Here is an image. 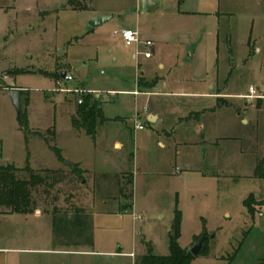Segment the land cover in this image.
<instances>
[{
  "label": "rangeland",
  "instance_id": "rangeland-1",
  "mask_svg": "<svg viewBox=\"0 0 264 264\" xmlns=\"http://www.w3.org/2000/svg\"><path fill=\"white\" fill-rule=\"evenodd\" d=\"M81 2L88 8L63 4L46 16L37 9L27 13L24 3L0 10V167L69 172V162L82 163L91 175L135 177L134 185L124 184L121 199L133 208L108 215L118 211L117 195L91 186L81 192L91 245L56 239L48 208L41 217L9 225L13 238L31 241L6 246L34 251L18 255L22 264H130L131 259L81 253L121 246L136 262L149 253L169 256L180 220L181 248L191 251L197 238L207 237L208 256L192 264H229L247 223H253L245 200L251 194L264 199V179L256 176L264 161V109L256 111L259 102L264 107V0H156L159 7L146 16L139 0ZM96 18L111 20L92 29ZM124 28L152 40V59H136L137 48L114 36ZM62 72L73 81L61 80ZM170 77L173 84L159 86ZM251 87L258 98L239 97ZM18 88L24 89L26 133L7 92ZM134 90L136 96L174 94L151 99L158 124L141 120L146 98L135 99L129 93ZM77 91L88 92L82 96L99 102L108 119L95 136L72 124ZM211 91L219 97L202 96ZM205 109L211 111L201 114ZM137 120L145 129L135 133ZM69 190L61 187L57 208L71 220L64 213L71 210L64 202Z\"/></svg>",
  "mask_w": 264,
  "mask_h": 264
},
{
  "label": "trees",
  "instance_id": "trees-1",
  "mask_svg": "<svg viewBox=\"0 0 264 264\" xmlns=\"http://www.w3.org/2000/svg\"><path fill=\"white\" fill-rule=\"evenodd\" d=\"M82 0H77L72 3L73 10H85L87 5H81ZM61 78V76H60ZM62 80V79H61ZM140 87L141 81L138 80ZM82 103L78 104L75 115L72 118V124L77 129H83L87 135L95 136L100 126L106 123V118L102 112L99 102L93 99L92 96H82ZM21 126L26 133L28 130V121L26 115L22 113ZM47 143L49 141L44 139ZM59 158L61 152L52 148ZM264 161L261 162L256 170V176L264 179ZM25 177H21L22 174ZM82 176L81 170L77 166H73L68 173H58L54 171H43L36 173L29 166L24 169H18L14 165L0 167V209H5L10 213L19 215H31L36 210L41 208L48 211L52 208L53 214V229L56 239H66L76 244L85 242L91 245L93 240L91 234L88 233V214L84 209L71 206L69 196H66L64 202L68 204L71 210H65L66 215H71L73 219L68 220L60 217L62 211L58 210L57 204L60 201V195L55 193L58 186L70 187V192L73 191L75 181ZM69 198V200H68ZM263 205V202H258L256 197L251 194L244 202V207L249 215H254L256 209ZM131 205L128 206V209ZM180 220H177L174 230V235L171 243V254L169 256H155L151 253L141 257L136 264H192L195 257L188 249L181 248L178 240L180 238ZM200 239V238H197ZM208 246L205 244L200 256H208Z\"/></svg>",
  "mask_w": 264,
  "mask_h": 264
},
{
  "label": "crops",
  "instance_id": "crops-1",
  "mask_svg": "<svg viewBox=\"0 0 264 264\" xmlns=\"http://www.w3.org/2000/svg\"><path fill=\"white\" fill-rule=\"evenodd\" d=\"M75 1L76 0H0V10L15 8L16 5H21V3H24V5H26V7L28 8V9H26L27 13H31L33 9H37V10H40L39 11L40 15L46 16V15L53 13L54 7H56L58 5H63V4L72 5V3ZM152 1L156 2V0H152ZM63 2H65V3H63ZM85 3H86L85 5H88L87 2H85ZM138 5H139V9L142 10L141 0H139ZM157 7H159V5H157ZM142 15H143V13H142ZM142 35L144 37L143 33H142ZM150 41H152V40H150ZM152 47H154V44ZM152 47L150 48V50L152 49ZM150 52H152V51H150ZM152 54H153V52H152ZM136 59H138V58H136ZM159 68L160 69H162V68L166 69L162 65H160ZM170 72H171V70H169V76L171 74ZM67 75H69V73ZM168 84H173V80L171 79V77L169 80L163 81V83H161L159 86H163L165 88L166 86H168ZM136 86H137V88L139 86L138 80H137ZM18 89L24 90L23 88H18ZM134 92H135V90L131 91L129 93H130V95L135 97V99H138L141 97L146 98V106L144 107L145 113L143 112V114H142L138 110L136 111V113H141V120L144 119L146 121H149L151 124H153V123L158 124L160 122V119H161L160 115L157 114V111L155 109H153L152 106H150L152 103L151 99L153 98V96L157 95V94L158 95H160V94L174 95L173 93H157L155 90L153 93H150V94H141V95L136 96V95H134ZM202 96H205V97H207L209 99H213V100L216 99V97H219V96H214L212 94V91L210 93L204 94ZM248 96L249 95H247V96L241 95L239 97L245 100V99H247ZM147 102H150L149 106L147 105ZM260 103L261 102H259V104H257L258 106H257L256 111H261L262 109H264V107H262V105ZM219 108H220V106H219ZM210 111L211 110L205 109V110L201 111V114L209 113ZM239 116H242V114L240 113ZM106 120H107L106 121V123H107L108 119H106ZM141 120H140V122H141ZM106 123L104 125H106ZM243 123L246 124L247 121L243 120ZM99 130L97 131V133L99 132ZM134 132L135 133L140 132V131H137L135 129V124H134ZM167 134L169 135V133H167ZM38 136L40 138H42V140L45 139L44 135H38ZM161 146L165 147V145L162 143H161ZM116 147L119 148L120 146L116 145ZM69 164L70 165H65V167L69 168V171L72 170L73 166H77L82 172V176L78 178L79 181H75L74 188H73L74 192L73 191L70 192L71 195L69 198H70V202H71L70 205L71 206L73 205L76 208L84 209L88 213L89 210L85 206V201H83L84 197L81 194V192L89 191L91 186H92V188L94 190L98 189L99 192L113 191V193L117 195V196L115 195L116 197H114V198L117 199V201L115 203L118 205V211L117 212L114 211L116 213L108 212L107 213L108 215H119L120 216L122 213L128 214L132 210L133 207L128 209L129 205L124 206L122 204L121 199L124 196L123 195V192L125 189L124 184L126 182H128V184L134 185L135 177H133L131 180H128L127 177L123 176V174H93V175H91L90 171L85 170L82 167V163H74V164L69 163ZM54 172L68 173V172L62 171L61 169L56 170ZM254 177H256V176H254ZM61 187L62 186L60 185V186L56 187V189H55V193H57L59 191L58 194L60 195V197L62 196L61 195L62 194ZM256 199L258 202H263V205L259 206L256 209V212H257V210H263L264 209V199H261L259 197H256ZM60 201H61V198H60ZM103 204L105 206H107L109 203L104 202ZM41 210H42V208L39 207L34 214L19 215V214H15V213H10L5 209H0V264H22L21 256H18V255L28 254V253L34 252V251L29 250L27 248H19V249L8 248L6 245L13 243V241L14 242L20 241L21 243H26V244L29 243V241H31V238H28L27 236H20L19 238H13L12 233L10 232V234H9L8 229L11 231V228H9L11 226H9V225L13 224L14 222L15 223L19 222L22 224L24 222H27L28 218H30V217H33V218L41 217L45 212H48V211H41ZM245 210L248 213L247 209H245ZM255 215H251L250 219L253 221V223H250V222H249V224L247 223V227H248L247 229L248 230L246 232V235L243 238V240L241 241V243L238 245V247L235 249V251L233 252L234 254L231 257L229 264H264V213H261V211L259 212V214H258L259 222L258 223L254 222L255 221ZM124 250H125L124 247L119 246L118 251L111 250V251L106 252V253L84 252L81 254L93 255V256L102 255V256L112 258V259H131L130 264H136L137 263L136 262L137 257L133 253L125 252ZM126 264H128V263H126Z\"/></svg>",
  "mask_w": 264,
  "mask_h": 264
},
{
  "label": "built area",
  "instance_id": "built-area-1",
  "mask_svg": "<svg viewBox=\"0 0 264 264\" xmlns=\"http://www.w3.org/2000/svg\"><path fill=\"white\" fill-rule=\"evenodd\" d=\"M114 36L120 37L122 43L124 44V46L126 48L136 47L137 50H138L136 58H139L142 55L146 59H151L153 57L152 52L149 51L150 48L153 46V43L150 40H145L143 38V35H142L140 30H138V29L137 30H130V29L124 28L122 30L115 31L114 32ZM142 48H145L148 51H145L144 53H142L141 52ZM65 81L71 82V81H73V77L71 75H67L66 78H65ZM75 93L78 94V95H81V97H82L83 94H86L88 92L77 91ZM112 93H115V92H112ZM81 97L79 99V104L82 103V98ZM256 98H258L257 97V92L255 91L254 88L251 87L249 89V96L247 97V99H256ZM135 129L137 131H143L145 128H144L143 124L139 120H137L135 122Z\"/></svg>",
  "mask_w": 264,
  "mask_h": 264
},
{
  "label": "water",
  "instance_id": "water-1",
  "mask_svg": "<svg viewBox=\"0 0 264 264\" xmlns=\"http://www.w3.org/2000/svg\"><path fill=\"white\" fill-rule=\"evenodd\" d=\"M141 2H142L143 16L147 15L150 11L154 10L158 5L157 2H154L152 0H141ZM109 20H110V18H96L90 22V26L92 29H96V28H99L100 26L104 25L105 23H107ZM66 76H67V73L62 72L61 79L65 80ZM7 92L9 94L11 101H12V104L16 110V113L18 115V119L21 122V118H22L21 100H22V96L24 95V91L23 90H9ZM66 165H70V164L66 163ZM213 238L214 237H212V239ZM206 241H207V237H202L196 242L195 246L191 250V254L194 257L200 256L201 252L204 249Z\"/></svg>",
  "mask_w": 264,
  "mask_h": 264
}]
</instances>
